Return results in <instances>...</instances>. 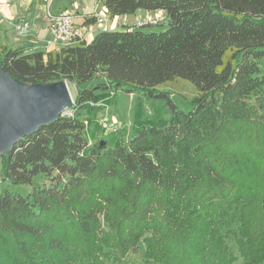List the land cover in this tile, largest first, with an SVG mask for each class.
I'll return each instance as SVG.
<instances>
[{"label":"trees","instance_id":"16d2710c","mask_svg":"<svg viewBox=\"0 0 264 264\" xmlns=\"http://www.w3.org/2000/svg\"><path fill=\"white\" fill-rule=\"evenodd\" d=\"M100 2L109 18L162 11L166 28L0 46L19 81L96 80L0 154L4 178L29 186L0 192V264H264V0ZM175 79L196 92L183 107L163 89ZM115 90L164 100L169 119L89 145L80 116Z\"/></svg>","mask_w":264,"mask_h":264},{"label":"rangeland","instance_id":"374dc122","mask_svg":"<svg viewBox=\"0 0 264 264\" xmlns=\"http://www.w3.org/2000/svg\"><path fill=\"white\" fill-rule=\"evenodd\" d=\"M61 1L63 4L68 5L73 0ZM80 1H82L85 6L91 0ZM158 13L159 11L156 12V14ZM137 18V14H131L124 15L120 19L124 20V22H132ZM136 22L137 21H135L134 24H136ZM117 24L119 25V22ZM165 28L166 23H162L159 25L146 26L142 29L145 31L158 32ZM1 57L2 55L0 53V59ZM261 64L264 70V61H262ZM95 82L96 80L92 79L88 83L77 84L73 81H66V84L73 99L78 91L87 86L90 87L94 85ZM163 89L168 91L174 102L182 107L187 100L191 99L196 94L193 86L189 82L181 79H175L166 83L163 86ZM98 103L103 108L96 114L82 113L80 116V119L85 121V136L88 139L89 145L104 140L103 142L105 143V146L113 147L117 141H126L139 125H149L153 122H164L170 117L164 100L147 98L139 91L127 93L124 90H115L110 92L105 100ZM71 111L72 109L67 107L64 110V114L71 113ZM3 190L24 194L29 191V186L15 185L8 179L4 178L0 156V192ZM229 243L233 245L232 242L229 241ZM233 264H241V260L239 259Z\"/></svg>","mask_w":264,"mask_h":264},{"label":"water","instance_id":"95a60500","mask_svg":"<svg viewBox=\"0 0 264 264\" xmlns=\"http://www.w3.org/2000/svg\"><path fill=\"white\" fill-rule=\"evenodd\" d=\"M72 100L64 80L29 84L0 67V154L11 150L22 137L55 121Z\"/></svg>","mask_w":264,"mask_h":264},{"label":"crops","instance_id":"0c3cea01","mask_svg":"<svg viewBox=\"0 0 264 264\" xmlns=\"http://www.w3.org/2000/svg\"><path fill=\"white\" fill-rule=\"evenodd\" d=\"M47 12L51 14L70 13L75 21L81 25L84 15L91 16L92 13L103 12V8L100 0H91L85 6L80 0H73L68 5L63 4L61 0H0V46L5 45L10 48L21 46L29 51L56 49L54 47L45 48V41L49 38ZM156 12L158 11L138 10L135 13L138 15L135 21L147 19ZM122 16L109 18L112 30L120 29L122 25H134L135 21L124 22L120 19ZM23 22L29 24L30 30L28 34L20 36L16 33L15 27ZM91 26L93 30L88 35L87 40H90L96 31L94 24L87 27Z\"/></svg>","mask_w":264,"mask_h":264},{"label":"built area","instance_id":"2783aa9c","mask_svg":"<svg viewBox=\"0 0 264 264\" xmlns=\"http://www.w3.org/2000/svg\"><path fill=\"white\" fill-rule=\"evenodd\" d=\"M91 16L95 18V27L96 30H110V19L104 12L92 13ZM47 19V30L49 33V38L45 41V48L54 47L56 49L74 45L80 41L87 40L88 35L93 30V27H83L78 24L73 15L70 13H61V14H51L49 12L46 13ZM167 21V17L164 12L159 11L158 14H154L153 16L144 19L137 20L134 25H157L160 23H165ZM16 33L20 36H24L29 33L30 26L27 22H23L18 24L15 27ZM73 102V100H72ZM64 114L62 115H69Z\"/></svg>","mask_w":264,"mask_h":264}]
</instances>
